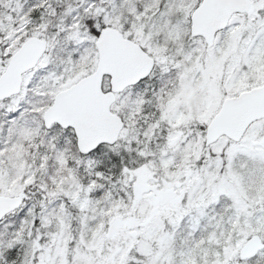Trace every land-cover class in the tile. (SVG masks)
I'll use <instances>...</instances> for the list:
<instances>
[{"label": "snow or ice", "instance_id": "1", "mask_svg": "<svg viewBox=\"0 0 264 264\" xmlns=\"http://www.w3.org/2000/svg\"><path fill=\"white\" fill-rule=\"evenodd\" d=\"M0 264H264V0H0Z\"/></svg>", "mask_w": 264, "mask_h": 264}]
</instances>
